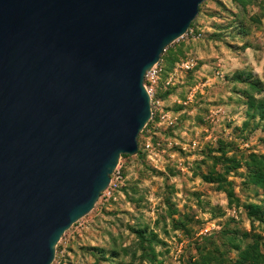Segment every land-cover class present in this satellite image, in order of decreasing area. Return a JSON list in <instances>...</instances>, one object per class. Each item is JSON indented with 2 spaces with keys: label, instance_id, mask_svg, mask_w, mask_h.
<instances>
[{
  "label": "water",
  "instance_id": "water-1",
  "mask_svg": "<svg viewBox=\"0 0 264 264\" xmlns=\"http://www.w3.org/2000/svg\"><path fill=\"white\" fill-rule=\"evenodd\" d=\"M206 0H0V264H51L150 119L145 73Z\"/></svg>",
  "mask_w": 264,
  "mask_h": 264
},
{
  "label": "rangeland",
  "instance_id": "rangeland-1",
  "mask_svg": "<svg viewBox=\"0 0 264 264\" xmlns=\"http://www.w3.org/2000/svg\"><path fill=\"white\" fill-rule=\"evenodd\" d=\"M188 29L164 49L155 78H143L151 115L136 137V154L118 159L109 188L61 235L51 264H94L95 247L104 251L98 264H147L112 256L111 250L135 247L128 226L156 235L158 264H185L198 244L219 245L221 231L247 233L237 239L242 245L252 234L264 236V226L251 223L243 209L264 206L260 190L242 183L243 167L226 177L237 204L228 205L225 194L198 175L208 171V153L218 145L237 160L264 154V120L250 119L239 95V80L246 78L264 90V0H250L243 11L228 0H206ZM167 50L181 52L168 70ZM171 220L181 228L172 229ZM235 254L231 250L224 264Z\"/></svg>",
  "mask_w": 264,
  "mask_h": 264
},
{
  "label": "trees",
  "instance_id": "trees-1",
  "mask_svg": "<svg viewBox=\"0 0 264 264\" xmlns=\"http://www.w3.org/2000/svg\"><path fill=\"white\" fill-rule=\"evenodd\" d=\"M234 7L244 10L245 6L250 0H228ZM193 21L190 23L191 28ZM164 52V51H163ZM161 53V55L163 54ZM181 55L178 50L176 53L166 51L164 61L167 64L166 70L170 69L171 65L176 61V55ZM161 55L159 58H161ZM244 83V87L240 90L239 95L243 99L246 107V115L254 120H264V92L261 85L256 80H250L248 78L239 80ZM246 125V122L242 124ZM208 154L210 160V167L204 174H198L200 179L207 184L214 185L217 191H221L225 194L227 204H237L235 198L232 182L227 181L226 177L230 172H234L237 169L243 167L244 174L242 175L243 184L251 186L257 190H260L261 195L264 197V154L256 155L249 153L243 160H237L233 156H227L226 150L221 146L213 151L215 154ZM126 155H120L119 158H124ZM165 206L170 209V206L165 201ZM247 219L252 222H257L264 226V206L248 203L243 206ZM171 216V215H169ZM130 232L134 235L135 247L121 248L119 252L111 250L113 257L118 255L128 256L132 260L137 259L140 263L142 261L147 264H158L156 261V253L154 252V245L158 243L156 235L151 231L146 232L139 226H128ZM171 228L178 229L181 225L177 220H171ZM219 236L223 241L216 245L214 243H201L195 247L196 256L187 259L185 264H224L228 260L226 256L231 250L235 251V258L231 260L232 264H264V236L260 238L257 234H252L249 237L248 242H244L242 245L241 238H248L247 233H239L238 231L226 230L221 231ZM136 252L138 256L136 257ZM120 253V254H119ZM90 256L93 257V263L98 264V259H104V251L102 248H91Z\"/></svg>",
  "mask_w": 264,
  "mask_h": 264
},
{
  "label": "built area",
  "instance_id": "built-area-1",
  "mask_svg": "<svg viewBox=\"0 0 264 264\" xmlns=\"http://www.w3.org/2000/svg\"><path fill=\"white\" fill-rule=\"evenodd\" d=\"M187 33H190V30L188 29L187 31H186V33L185 34H187ZM184 34V35H185ZM150 73V74H149ZM147 74H149L150 75V78H155V76L157 75V73H156V71H155V65H153L146 73H145V75H144V77L147 75ZM146 91V90H145ZM147 92V91H146ZM147 94H148V92H147ZM110 182V181H109ZM108 188H109V184H108Z\"/></svg>",
  "mask_w": 264,
  "mask_h": 264
}]
</instances>
